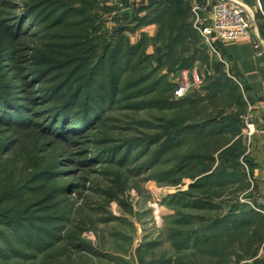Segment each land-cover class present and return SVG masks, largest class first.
I'll use <instances>...</instances> for the list:
<instances>
[{
  "label": "trees",
  "instance_id": "trees-1",
  "mask_svg": "<svg viewBox=\"0 0 264 264\" xmlns=\"http://www.w3.org/2000/svg\"><path fill=\"white\" fill-rule=\"evenodd\" d=\"M110 10L107 0H0V239L5 246L0 257L34 261L41 255L40 264H50L59 241L65 251H92L81 240L85 221L75 222L70 196L87 179L78 169L103 164L115 176L124 170L131 177L149 172L172 184L192 179L188 190L169 196L168 203L213 214L200 232L173 229L175 252L195 249L234 264L235 239L252 228L261 238L264 217L251 206L242 212V203L231 202L236 192L220 204L212 201L222 194L217 186L238 182L235 190L241 188L247 167L245 153L240 162L226 155L241 122L211 111L229 95L241 102L237 88H244L215 58L214 73L202 81L205 94L174 97L169 76L192 69L210 53L193 28L186 0L135 1L109 25L100 13ZM151 24L158 28L153 39L138 34ZM195 39L200 46L190 45ZM243 101L245 109L248 99ZM121 109L159 116L137 123L128 118L121 126L114 118ZM68 175L71 180L65 181ZM123 181L113 180L112 186L118 191L126 186ZM117 191L106 193L111 198ZM246 239L243 260L257 251H251L253 236Z\"/></svg>",
  "mask_w": 264,
  "mask_h": 264
},
{
  "label": "rangeland",
  "instance_id": "rangeland-1",
  "mask_svg": "<svg viewBox=\"0 0 264 264\" xmlns=\"http://www.w3.org/2000/svg\"><path fill=\"white\" fill-rule=\"evenodd\" d=\"M124 1L127 0H118ZM107 4L111 7L108 14L100 13L102 18H106L111 24L112 18L115 16L114 11L118 9V6L114 4L113 0H107ZM102 6V4H101ZM122 13V12H121ZM120 11L116 13L118 17L121 15ZM104 16V17H103ZM158 28L155 31L146 33L148 37L156 35ZM141 32L138 31L140 35ZM95 33L90 32V37ZM129 36L134 39L133 33H128ZM137 35V36H139ZM193 42V43H192ZM190 43L193 47L200 46L198 40H194ZM152 45V44H151ZM148 43V52L153 51V47ZM207 59L204 61L196 60L195 66L201 73H203V79L214 73V59L218 58L212 55L210 52L207 54ZM224 61H226L223 58ZM192 68V69H193ZM189 70L187 79L189 81V87L186 92L205 94V88L203 84L193 85L191 81V68H183L178 73L169 76V80L175 84V89L185 81L182 78V71ZM227 68L225 67V70ZM161 72H165L163 69ZM227 72V70H226ZM207 77V78H208ZM230 84V83H229ZM232 85V83H231ZM242 87L237 88V94L240 95L241 102L237 101V97L234 101L230 97L229 99L222 100L217 106L211 111V115L222 113L229 119H236L240 121L238 133L231 136V140L228 144L226 154L229 158H236V160H242L245 153V145L241 144L242 136H245V117L248 113L244 109L245 95ZM189 93V94H190ZM236 94V95H237ZM184 96V95H183ZM244 96V97H243ZM174 97L180 98L175 94ZM182 97V96H181ZM155 116H159L156 113H150L148 110L140 111L138 115L129 113L128 111L121 109L116 111L114 118L121 120L117 121V124L124 126L129 121L128 118L134 119L136 122L140 118L146 120H153ZM137 123V122H136ZM137 126V125H136ZM139 127V126H138ZM118 129H114L116 134ZM113 132V131H112ZM128 134H130L128 132ZM119 136V135H117ZM229 136V135H228ZM235 146V147H234ZM230 148V149H229ZM232 148V149H231ZM230 151V153H229ZM242 153L239 156V153ZM235 153V157H234ZM241 164V163H240ZM242 168V167H241ZM112 169L103 164L95 165L87 171L78 169V174H84L87 179L84 184V188L75 191L71 194L70 199L74 202L72 217L79 221H85V227L80 233L81 240L85 245H88L92 251L86 249H70L66 248L57 242L59 245L57 251L53 252V257L47 259V263L50 264H222L219 261V256H206L198 253L195 249H189L181 251L180 253L175 252L173 241L171 239V232L173 229H192L195 233L202 231L203 223H206V218L212 217L213 213L209 211L201 210L200 208L186 207L183 208L179 203H168V197L174 194H180L188 190V186L193 182L192 179L183 177L179 183L172 184L166 181L157 180L154 177L149 176V172H143L138 176H129L123 170H119L121 175L115 176ZM85 172V173H84ZM72 175V174H71ZM71 175L65 177V181L71 180ZM202 175L196 177L200 178ZM234 177L229 176L232 180ZM224 177H220V181ZM228 180V177H226ZM113 180H118V184L123 181L126 184L122 189H118V186H112ZM240 183L241 188L235 190L238 182L229 183L225 187L217 186L216 192L222 193L219 198H213L216 204H220L228 198H232L234 192H236V198L231 202L239 201L243 205L239 206L242 212L248 210L251 206L246 201L250 200L249 182L243 181ZM120 187V185H119ZM121 188V187H120ZM237 188V187H236ZM241 189V190H240ZM106 190L117 191V196L111 197L106 193ZM196 194V191H190ZM109 193V192H108ZM190 193V194H191ZM194 196V195H192ZM242 199V200H241ZM244 199V200H243ZM254 204V203H253ZM185 218L187 222H178V219ZM203 218V221L201 220ZM2 229V226H0ZM257 228H252L244 231V234L239 235L235 242L232 244L231 249V261L234 264H241L242 253L247 245L246 237L253 236V242L250 243L251 251L256 249L258 245L262 243L264 245V229L261 238L257 236ZM260 242L258 244V239ZM0 246L5 247L0 239ZM64 248V249H63ZM258 249V248H257ZM195 250V251H194ZM50 251V249H49ZM47 253V252H46ZM52 254V251L49 255ZM41 255L37 259L32 261L31 259H22L16 256H11L8 259L0 257V264H40ZM241 257V258H240ZM170 259V260H169ZM169 260V262H168ZM33 262V263H32Z\"/></svg>",
  "mask_w": 264,
  "mask_h": 264
},
{
  "label": "crops",
  "instance_id": "crops-1",
  "mask_svg": "<svg viewBox=\"0 0 264 264\" xmlns=\"http://www.w3.org/2000/svg\"><path fill=\"white\" fill-rule=\"evenodd\" d=\"M139 0H136V2ZM145 2L147 0H144ZM193 4H204L205 0H186ZM254 14L249 32L235 39L218 42L222 57L240 80L244 95L253 105L250 112L257 131L250 138L241 139L245 145V180L249 182L251 207L264 217V0H239ZM156 25H144L137 31L152 33ZM261 51V52H260ZM260 52V54H259ZM263 200V201H262ZM261 210H259V209ZM254 255L242 259L245 264H264V245L257 247Z\"/></svg>",
  "mask_w": 264,
  "mask_h": 264
},
{
  "label": "built area",
  "instance_id": "built-area-1",
  "mask_svg": "<svg viewBox=\"0 0 264 264\" xmlns=\"http://www.w3.org/2000/svg\"><path fill=\"white\" fill-rule=\"evenodd\" d=\"M113 1L114 4L118 6V9L113 12V14L116 15L118 11L123 12L131 10L134 7L136 0H127L126 2L118 0ZM191 11L194 16L192 23L194 30L199 34L209 51L217 56L228 69L229 64L227 61L223 60L216 44L218 42L232 40L240 35L247 34L249 32L250 24L254 20L252 10L239 0H205L204 4L193 2L191 5ZM201 71V68L200 72L197 68L192 69L191 81L193 85H200L202 83L204 75ZM188 74L189 70L185 69L182 71V78L185 81H183V83L175 90V94L178 97L183 96L189 87V81L187 79ZM247 108L248 113L244 119L246 126L245 136L250 138L257 129L250 114L253 105L248 101ZM246 203L250 204L251 207H255L252 202L246 201Z\"/></svg>",
  "mask_w": 264,
  "mask_h": 264
}]
</instances>
